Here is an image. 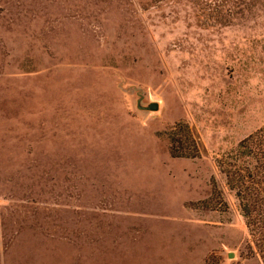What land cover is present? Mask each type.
I'll return each mask as SVG.
<instances>
[{
    "label": "rangeland",
    "instance_id": "374dc122",
    "mask_svg": "<svg viewBox=\"0 0 264 264\" xmlns=\"http://www.w3.org/2000/svg\"><path fill=\"white\" fill-rule=\"evenodd\" d=\"M263 124L264 0H0V264H264L225 174Z\"/></svg>",
    "mask_w": 264,
    "mask_h": 264
},
{
    "label": "trees",
    "instance_id": "16d2710c",
    "mask_svg": "<svg viewBox=\"0 0 264 264\" xmlns=\"http://www.w3.org/2000/svg\"><path fill=\"white\" fill-rule=\"evenodd\" d=\"M174 129H171V135H179ZM256 133L264 135V124L238 141L236 149L241 157L225 169V174L229 186L239 198L248 235L246 247L250 253L257 252L264 263V136H252ZM184 137L183 141L182 136H170L171 154L197 155L194 139L191 136ZM184 142L188 144L186 147L192 145V151L185 153L180 150L185 146Z\"/></svg>",
    "mask_w": 264,
    "mask_h": 264
},
{
    "label": "water",
    "instance_id": "95a60500",
    "mask_svg": "<svg viewBox=\"0 0 264 264\" xmlns=\"http://www.w3.org/2000/svg\"><path fill=\"white\" fill-rule=\"evenodd\" d=\"M137 91V98H136V106L140 109H151L156 110L159 107V103L156 100H147L143 101L144 92L140 87L136 88ZM229 256H231L230 253H228Z\"/></svg>",
    "mask_w": 264,
    "mask_h": 264
}]
</instances>
